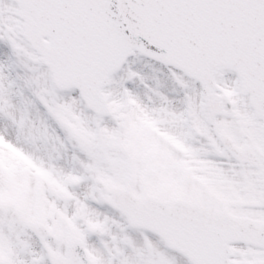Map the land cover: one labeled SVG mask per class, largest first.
Masks as SVG:
<instances>
[{
  "label": "snow or ice",
  "instance_id": "6c2138e0",
  "mask_svg": "<svg viewBox=\"0 0 264 264\" xmlns=\"http://www.w3.org/2000/svg\"><path fill=\"white\" fill-rule=\"evenodd\" d=\"M0 264H264V0H0Z\"/></svg>",
  "mask_w": 264,
  "mask_h": 264
}]
</instances>
